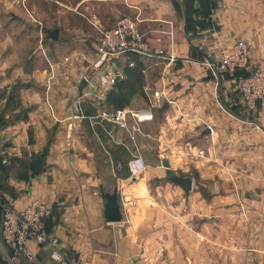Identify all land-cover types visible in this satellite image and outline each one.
Segmentation results:
<instances>
[{"label": "crops", "instance_id": "obj_1", "mask_svg": "<svg viewBox=\"0 0 264 264\" xmlns=\"http://www.w3.org/2000/svg\"><path fill=\"white\" fill-rule=\"evenodd\" d=\"M124 16L147 53L100 56ZM240 40L264 72V0H0V199L47 204L57 242L15 253L0 208V264H264V101L252 111L235 88L246 72L216 66ZM103 110H127L126 125L93 121Z\"/></svg>", "mask_w": 264, "mask_h": 264}, {"label": "built area", "instance_id": "obj_2", "mask_svg": "<svg viewBox=\"0 0 264 264\" xmlns=\"http://www.w3.org/2000/svg\"><path fill=\"white\" fill-rule=\"evenodd\" d=\"M139 23L137 18L124 16L116 27L102 30L98 41L99 55L146 54L148 45ZM216 66L222 72L232 74L240 71L246 72V74L236 78L235 88L248 108L252 111L257 110L258 102L264 101V72L252 67L250 45L240 40L231 49H222ZM128 113L127 110H103L92 116V120L95 122L104 120L125 126ZM133 166L135 170L142 171L145 168V162L141 157H136ZM2 210L1 233L5 246L10 250L27 258H33L34 254L28 246L31 240L53 247L57 244L56 241L48 238L45 228L46 219L50 214V208L47 204L36 200L24 209H17L12 203L4 201ZM54 256L67 261L58 251L54 252Z\"/></svg>", "mask_w": 264, "mask_h": 264}, {"label": "water", "instance_id": "obj_3", "mask_svg": "<svg viewBox=\"0 0 264 264\" xmlns=\"http://www.w3.org/2000/svg\"><path fill=\"white\" fill-rule=\"evenodd\" d=\"M49 34L51 37L57 39L60 36V31L59 29H55L50 31ZM118 80L119 78H117L116 81ZM86 83H87L86 80H84L82 82V85H85ZM30 169L35 173L43 172L46 169L44 165V158L39 157L32 160L30 164ZM171 180L179 184L187 194H189L190 191L192 190L193 180L191 178L183 177L180 175H173L171 176ZM107 198H108L107 208H106L107 220L110 222L121 221L123 218V213L119 203L118 193L116 191L114 193H109L107 194Z\"/></svg>", "mask_w": 264, "mask_h": 264}, {"label": "trees", "instance_id": "obj_4", "mask_svg": "<svg viewBox=\"0 0 264 264\" xmlns=\"http://www.w3.org/2000/svg\"><path fill=\"white\" fill-rule=\"evenodd\" d=\"M138 66L143 67V64H138ZM138 66L136 67L137 69L135 70L134 68H127L126 72L128 75V79L124 80L123 82L120 83V89L122 90V92H120V94H117L116 92H113L111 94V98L113 101H117V102H123V100L125 99V93L123 90L125 89H129V87H131L133 85V82L137 81V78L140 75V72L138 71L139 68Z\"/></svg>", "mask_w": 264, "mask_h": 264}, {"label": "rangeland", "instance_id": "obj_5", "mask_svg": "<svg viewBox=\"0 0 264 264\" xmlns=\"http://www.w3.org/2000/svg\"><path fill=\"white\" fill-rule=\"evenodd\" d=\"M0 196H1V195H0ZM1 201H2V203H1ZM4 201L10 202V201H8V200L5 199V198H1V199H0V203H1V204H0L1 212H3V210H2V204L4 203ZM2 215H3V213H2ZM2 215H1V216H2ZM2 218H3V217H2Z\"/></svg>", "mask_w": 264, "mask_h": 264}]
</instances>
